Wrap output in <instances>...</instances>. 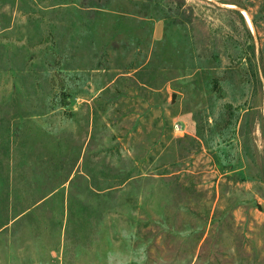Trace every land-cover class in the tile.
<instances>
[{"label": "rangeland", "instance_id": "rangeland-1", "mask_svg": "<svg viewBox=\"0 0 264 264\" xmlns=\"http://www.w3.org/2000/svg\"><path fill=\"white\" fill-rule=\"evenodd\" d=\"M0 264H264V0H0Z\"/></svg>", "mask_w": 264, "mask_h": 264}, {"label": "water", "instance_id": "water-1", "mask_svg": "<svg viewBox=\"0 0 264 264\" xmlns=\"http://www.w3.org/2000/svg\"><path fill=\"white\" fill-rule=\"evenodd\" d=\"M240 9V8H239ZM172 98H173V94L171 93V100H172Z\"/></svg>", "mask_w": 264, "mask_h": 264}, {"label": "bare ground", "instance_id": "bare-ground-1", "mask_svg": "<svg viewBox=\"0 0 264 264\" xmlns=\"http://www.w3.org/2000/svg\"><path fill=\"white\" fill-rule=\"evenodd\" d=\"M243 12V11H242Z\"/></svg>", "mask_w": 264, "mask_h": 264}]
</instances>
